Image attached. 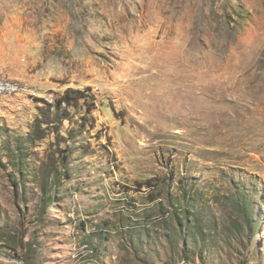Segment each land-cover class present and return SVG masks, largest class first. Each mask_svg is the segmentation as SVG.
Segmentation results:
<instances>
[{
  "label": "rangeland",
  "instance_id": "obj_1",
  "mask_svg": "<svg viewBox=\"0 0 264 264\" xmlns=\"http://www.w3.org/2000/svg\"><path fill=\"white\" fill-rule=\"evenodd\" d=\"M0 76V264H264V0H0Z\"/></svg>",
  "mask_w": 264,
  "mask_h": 264
},
{
  "label": "built area",
  "instance_id": "obj_2",
  "mask_svg": "<svg viewBox=\"0 0 264 264\" xmlns=\"http://www.w3.org/2000/svg\"><path fill=\"white\" fill-rule=\"evenodd\" d=\"M27 91L28 89L21 83L15 80L0 76V96L1 95L23 94Z\"/></svg>",
  "mask_w": 264,
  "mask_h": 264
},
{
  "label": "trees",
  "instance_id": "obj_3",
  "mask_svg": "<svg viewBox=\"0 0 264 264\" xmlns=\"http://www.w3.org/2000/svg\"><path fill=\"white\" fill-rule=\"evenodd\" d=\"M68 97H69L68 95H65V96H64V99L67 100V103H70V99H69ZM64 99H62V100H64ZM58 104H59V103H58ZM58 104H57V105H58Z\"/></svg>",
  "mask_w": 264,
  "mask_h": 264
},
{
  "label": "water",
  "instance_id": "obj_4",
  "mask_svg": "<svg viewBox=\"0 0 264 264\" xmlns=\"http://www.w3.org/2000/svg\"><path fill=\"white\" fill-rule=\"evenodd\" d=\"M0 254H2V253L0 252ZM18 260L21 261L19 258H18Z\"/></svg>",
  "mask_w": 264,
  "mask_h": 264
}]
</instances>
